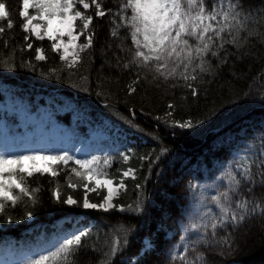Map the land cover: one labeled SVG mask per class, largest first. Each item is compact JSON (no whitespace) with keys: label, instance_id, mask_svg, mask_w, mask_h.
Returning <instances> with one entry per match:
<instances>
[{"label":"trees","instance_id":"16d2710c","mask_svg":"<svg viewBox=\"0 0 264 264\" xmlns=\"http://www.w3.org/2000/svg\"><path fill=\"white\" fill-rule=\"evenodd\" d=\"M120 2L102 0L104 9L110 10L103 18L95 17L94 11L86 12L94 16L93 46L81 52L79 63L69 68L59 53L51 50L47 38L41 41L29 35L28 41L24 39L19 0H4L14 27L0 38V153L12 148L28 151L38 143L49 146V152L69 151L78 158L109 155L115 159L106 171L114 182L118 183L121 170L128 168L137 170V178H125L126 188L119 189L113 200L117 207L105 211L55 200L53 190L59 184L62 198L71 193L82 202L85 190L81 178L72 174L71 182L78 187L73 190L67 186L73 162L67 168L61 166L56 177L47 173L28 177L31 188L41 189L40 202L29 209L33 211L31 217H24V203L0 215V264H23L41 249L51 247L61 237L63 228L78 218L80 225L91 227V235L84 239L75 264H100L106 259L104 253L114 236L120 237L121 247L109 264H130L133 260L132 264H183L179 258L170 260L169 252L182 250L181 242L190 244L203 235L202 231L191 229L190 224L198 222L207 207L219 212L209 203L221 183L218 178L234 160L264 154V0H245V8L259 26L250 23L249 29L255 32L240 33L241 47L226 44L219 58L209 56L212 70L193 82L196 96H192V89L183 86V81L153 82L149 76L132 83L134 71L123 68L131 56L128 50L133 47L129 30L121 27L117 36L111 34L116 26L111 23L113 18L120 23ZM206 2L210 8L212 0ZM127 14L131 15L130 10ZM6 25L7 19L0 21V26ZM29 42L32 49L26 47ZM80 42H86L83 36ZM38 47L44 50V61L36 60ZM225 55L227 59L221 63ZM13 56L16 67H5V58L11 63ZM52 68L58 71L52 73ZM173 84L178 86L172 87ZM129 86L135 92H129ZM47 98H51L49 103ZM170 103L175 107L170 109ZM64 104H72V108L63 111ZM168 112L172 115L166 116ZM189 119L193 128L170 123ZM128 120H132V125ZM102 121L117 128L118 136L111 142L101 140L97 144L91 130ZM41 124L43 132L58 126V134H68V139L38 142ZM161 148L167 151L161 153ZM126 149H134V154L124 162L119 153ZM149 154V159H140ZM258 164L259 161L253 166L254 171ZM136 184L142 188L137 189ZM247 187L242 184L240 193L249 200L253 194L259 197L264 192L258 186L250 194ZM105 193L100 188L89 192L88 198L98 203ZM136 203L140 212L120 211V205L135 208ZM9 214L12 221L5 218ZM60 218H70L71 222L57 227L55 222ZM119 225L128 229L126 245L123 233L117 231ZM229 234L231 247L218 242ZM145 239L154 247L140 253V243ZM197 249L206 256L197 264H264V212L258 210L237 229L218 230L215 238L209 232ZM189 258H193L192 253Z\"/></svg>","mask_w":264,"mask_h":264},{"label":"snow or ice","instance_id":"6c2138e0","mask_svg":"<svg viewBox=\"0 0 264 264\" xmlns=\"http://www.w3.org/2000/svg\"><path fill=\"white\" fill-rule=\"evenodd\" d=\"M244 5L245 0H212L210 8L206 0H126V2L121 0L118 6L120 23L117 24L113 18L111 23L116 26L111 29V34L117 36L121 27L129 30L133 47L128 50L131 56L124 62L123 68L134 71L135 80L132 83L136 84L141 79L147 80L149 76L153 82L183 81V86L192 89V96H196L197 91L193 82H196L201 74L212 70L209 56L219 58L226 44L241 47L240 33L248 31L250 35L253 34L255 29H249L250 23L259 26V21L252 17L250 10ZM129 10L130 16L127 14ZM89 11H94V16L97 18L110 14V10L104 9L102 0H19L18 15L23 21L20 27L26 33L24 37L26 41L29 40V35H34L41 41L47 38L51 41V50L59 53L61 61L67 62L69 58L71 59L67 67L72 68L81 60V52L93 46L96 33L92 30L94 16L86 14ZM4 19H7V25L6 28L0 26V38L6 30L14 27V21L4 0H0V21ZM82 36L86 42L80 44L78 40ZM26 47L32 49L33 44L29 42ZM35 52L36 60L46 59L42 48H35ZM226 59L227 55L221 63ZM4 66L15 68L14 56L11 63L5 58ZM50 71L56 73L58 70L52 68ZM56 78L60 79L59 75ZM177 86V84L172 85V87ZM129 92H135V88L129 86ZM168 107L171 109L175 105L170 103ZM171 115V112L166 113V116ZM164 122L169 123L168 120ZM127 123L132 125L133 122L128 120ZM170 123L184 129L194 127L191 119L171 120ZM261 147H264V134H262ZM166 151L165 148L160 149L161 153ZM132 154L134 149H126V152L119 153V156L127 162ZM149 157L150 154L141 156L140 159L146 160ZM114 159L115 157L109 155L103 157L86 155L84 158H78L69 151L63 150L2 152L0 153V215H5L9 208L14 209L18 204L24 203V217L33 216V211L29 209L39 204L38 194L41 189L31 188L27 178L37 173L40 175L47 173L56 177L61 166L67 168L69 162H73L74 166L70 168L67 186L73 190L78 187L76 183L71 182L72 174L81 178V186L85 190L82 202L73 198L71 193L62 198L59 184L53 190L55 200L58 203L85 209L105 211L113 209L117 207L113 203L117 191L126 188L125 178H137V170L128 168L121 170L118 183H114V178H111L106 171ZM257 161L259 164L254 171L253 166ZM218 179L221 183L217 187L216 194L210 197L209 203L214 204L219 212L207 207L206 211L197 218L198 222L190 224L191 229L202 231L203 235L190 244L181 242L179 248L182 250L170 251V260L175 261L179 258L183 264H197V261L205 260V254L197 249V245L205 241L209 232L211 237L215 238L218 230L229 227L237 229L247 217L257 213L258 210L264 212V192L259 197L253 194L251 200L240 193L242 184L248 185L246 191L250 194L258 186L264 190V154L254 153L238 161L234 160L229 169ZM89 182L94 183V187H90ZM135 187L140 189L142 185L136 184ZM100 188L106 189L107 194L98 203L91 202L88 193ZM237 195L240 199L234 200L233 197ZM257 200L260 202L257 203ZM119 208L121 212L142 210L139 203H136L135 208L131 205H120ZM5 218L8 221L13 220L10 214ZM117 231L123 233V243L126 245L128 229L124 225H119ZM90 235L89 226H84L83 230L76 228L69 231L59 237L51 247L41 249L23 264H75L76 254L82 247L84 239ZM218 242L231 247L230 234ZM144 244L149 248L154 247L147 239ZM120 247V237L114 236L108 251L104 253L106 259L100 264H109ZM93 249L95 250V245ZM190 253L193 254L191 259Z\"/></svg>","mask_w":264,"mask_h":264},{"label":"rangeland","instance_id":"374dc122","mask_svg":"<svg viewBox=\"0 0 264 264\" xmlns=\"http://www.w3.org/2000/svg\"><path fill=\"white\" fill-rule=\"evenodd\" d=\"M33 14H34V11H33ZM80 39H82V37ZM80 39L78 40V43L83 44V43L80 42ZM70 62H71V59L69 58V61H67L66 63H70ZM50 100H51V98H47V103H49ZM70 108H72V104H67V105L64 104L61 107V109L63 111H67ZM46 109H48V108L45 107V113H44V115L47 116L48 113H47ZM31 117H33V115H31ZM38 128H39V131H40L41 130V125H38ZM116 130H117L116 128H112V126H111V124L109 122L103 121L101 123H98V124L94 125L93 129L91 130V134H92L93 138L97 139V144H99L101 140H108L109 142H111L114 139V137L117 135ZM47 133L50 136H55L58 140L59 139L65 140V138H64L65 136H58L57 135V127L56 126H52L50 128V130L48 132H46L45 134H47ZM32 150H43V149L40 146H34V147H32ZM11 151H12V149L8 150L7 152H11ZM25 151H26L25 149H18V152H21V153H23ZM114 183H116V182H114ZM89 184H90L89 185L90 187H94V183L89 182ZM105 191H106V189H105ZM118 191H117V193H118ZM106 194L107 193H105V195ZM94 203H97V202H94ZM80 220L81 219L78 218V219H76L75 221L72 222V225L71 226H68V225L65 226L63 228V230L61 231L60 236H63L65 233H67L69 231H72V230H74L76 228H80L81 230H83V227L86 226V225H83V224L80 225L79 224ZM69 222H71L70 218H61V219L56 220L55 225L57 227H61L62 225L68 224ZM144 241L145 240H142L141 243H140V245L142 246L140 253L145 248H148V247L145 246ZM132 262H130V264H132Z\"/></svg>","mask_w":264,"mask_h":264}]
</instances>
